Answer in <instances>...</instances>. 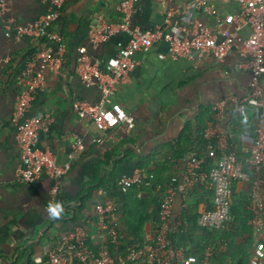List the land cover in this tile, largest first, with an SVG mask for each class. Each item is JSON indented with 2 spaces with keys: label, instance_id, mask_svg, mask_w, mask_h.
<instances>
[{
  "label": "crops",
  "instance_id": "0c3cea01",
  "mask_svg": "<svg viewBox=\"0 0 264 264\" xmlns=\"http://www.w3.org/2000/svg\"><path fill=\"white\" fill-rule=\"evenodd\" d=\"M0 1L8 7L6 15L0 17V264H34L35 257L47 256L64 235L79 227L89 231L90 242L96 247L102 240L96 207L109 201L117 203V209L109 216L110 223L123 235L122 243L112 250L118 260L124 259L126 242L133 238L122 204L125 192L116 182L124 175L133 174L140 163L163 179L180 180L192 160L207 155L203 130L213 119L210 117L216 113L214 105L219 102H225L222 127L234 139L240 158L246 160L250 156L255 134L245 133L244 127L264 119L257 107L243 101L251 91L253 79L249 70L238 68L244 59L237 49L223 61L210 55L198 60L161 58L160 53L168 50L163 42L148 51H136L133 57L138 60L137 66L111 98L135 117V126L131 129L121 122L102 130L92 116H78L73 110L75 99L98 102L102 96L100 86L84 83L77 71L78 48L87 47L90 54L104 62L120 51L128 36L117 32L98 46L91 41L93 30L120 18L119 0H66L60 19L51 28V32L64 37L65 61L60 71L44 68L45 83L37 92L30 112L50 115L52 120L41 129L39 146L52 151L59 163L70 161L72 167L61 179L55 197L52 194L55 180L50 176L33 182L19 181L17 171L22 151L16 140L14 115L23 90L42 68L41 62L31 67L33 55L52 44L29 35L19 38L16 27L47 13L52 3L50 0ZM216 2L217 16L199 14L215 32L220 17L237 13L241 8L239 0ZM182 3L184 0H136L138 9L133 24L142 28L161 24L167 11ZM197 15L194 9L176 15L170 29L184 34V27ZM250 31L244 28L241 33L247 36ZM245 115L247 124L243 122ZM78 139L82 140V146L71 157ZM159 192L158 189L132 191L130 205L137 211L147 206L149 213H153L161 201ZM213 197L210 183L197 182L187 198L181 194L175 197L173 219L189 228V221L184 220L186 211L199 215L212 205ZM235 198L239 212L244 214H240L241 221L234 228L220 232L199 226L195 229L194 238L202 240L203 247L213 244L218 248L212 264H250L257 235L249 223H244L243 208L249 199L247 182H236ZM141 199L144 206L138 201ZM57 201L65 204V213L53 221L48 218L46 208L49 202ZM154 229V222L147 220L145 237ZM173 237L170 258L174 263L180 253L189 254L197 248L191 240L181 245L175 242L178 237ZM68 264H75L73 256ZM129 264L146 262L140 259Z\"/></svg>",
  "mask_w": 264,
  "mask_h": 264
},
{
  "label": "built area",
  "instance_id": "2783aa9c",
  "mask_svg": "<svg viewBox=\"0 0 264 264\" xmlns=\"http://www.w3.org/2000/svg\"><path fill=\"white\" fill-rule=\"evenodd\" d=\"M52 8L36 20L17 25L16 36L29 35L34 38H50L57 42L37 51L31 59V67L41 62L42 68L29 80L23 90L14 115L16 140L22 151V162L17 171L21 182H33L45 175L55 180L52 189L55 197L61 185V179L71 170V162L59 163L56 155L39 146L40 132L43 126L52 119L44 113H31L37 92L45 83L44 68L49 66L60 71L65 61L66 42L60 33L51 32V28L61 15L66 0H50ZM241 8L237 13H229L218 19L219 29L213 31L201 17V13L217 16L219 13L216 0H184V3L172 6L163 23L154 27L142 28L133 24L137 12L136 0H119L120 18L91 33L95 46L107 41L117 32L126 33L128 40L122 44L120 51L102 62L90 54L85 46L78 48L77 71L84 83H97L102 92L98 102L75 99L74 112L85 117H93L99 129L106 130L121 122H126L132 129L135 117L121 103L112 101V95L118 86L128 79L130 72L137 66L138 60L133 57L136 51H148L157 43H167V52L160 53L161 58L184 57L198 60L205 56H214L223 61L233 49H237L244 59L239 69L252 73V88L243 98L244 102L257 107L264 119V0H239ZM194 9L197 16L189 20L184 27V34L170 29L173 18L185 11ZM8 11L5 2L0 1V17ZM235 29H232V27ZM249 28L250 34L241 33ZM32 70V68H31ZM238 100L237 98H234ZM111 104L110 106H108ZM225 102L214 105L215 114L204 131L207 140V155L192 160L183 177L178 182L158 184L162 194L161 222L145 240L126 245L125 256L121 261L113 253V246L122 243L123 235L117 226L110 223V214L117 209L115 201L97 204L101 242L95 247L91 244L90 233L84 227L64 235L51 249L47 256H37L34 264H68L71 256L75 264H129L144 259L146 264H212L214 249L209 246L204 256L197 254L178 255L174 263L170 258V246L173 235L183 230V222L173 219L175 197L181 194L187 198L197 182L210 183L214 189L212 205L200 211L198 224L201 228L214 232L230 230L237 224L233 213L235 203V184L245 181L249 184L250 212L249 224L257 235L250 264H264V121L244 127L245 133L254 132V142L248 159H241L230 140V135L221 125ZM99 140H102L100 138ZM82 140L73 145V152L81 148ZM212 163L209 164V161ZM153 176V175H151ZM146 182L145 169L137 167L133 174L124 175L117 181L122 191L133 185ZM184 250V249H183Z\"/></svg>",
  "mask_w": 264,
  "mask_h": 264
},
{
  "label": "trees",
  "instance_id": "16d2710c",
  "mask_svg": "<svg viewBox=\"0 0 264 264\" xmlns=\"http://www.w3.org/2000/svg\"><path fill=\"white\" fill-rule=\"evenodd\" d=\"M47 40L49 42H51V44L54 47H57V42L51 40L50 38H43L42 42L43 43H47ZM211 119L213 118V116L210 117ZM205 131V128L204 130ZM204 134V132H203ZM231 142L233 143L234 139H232L230 137ZM207 144V140L205 141ZM234 144V143H233ZM139 167L144 168L145 169V177H146V182L143 184H137V185H133L132 187L128 188L127 191H124V196L122 197L123 199V208L125 210V217L127 219V223H128V227H129V233L132 236V240H127L126 245L136 242V241H144L145 240V230H144V224L147 220H152L154 222L155 225V229L158 228V226L160 225L161 222V208H162V197H161V201L158 204L157 208L153 211V213H149L147 206H145V208L142 209V207L140 208L139 211L135 210L131 205H130V201L133 199L131 196L132 191H136V190H148V191H152V190H156L157 191V185L158 184H165L171 181L174 182H178L180 181L177 178H168V179H163L159 173L157 172H153L150 171L146 164L140 163ZM153 175V176H151ZM116 186L118 187V184L116 182ZM119 188V187H118ZM161 193V192H159ZM142 203V201H144L143 199L138 200ZM145 202V201H144ZM235 202L234 206H233V213L236 217L237 223L238 221L240 222V214L242 212H239L240 207L238 206V201L235 198ZM250 203V195H249V199L247 200V204L244 205V212L246 211V214L244 215L245 217V224L249 223V218H250V212L248 209V205ZM142 206H144L145 204H141ZM244 214V213H242ZM239 216V217H238ZM198 217L199 215H194L193 212L191 211H186L185 216H184V220L185 221H189L190 226L189 228L183 223V230L181 233L175 235V237L177 236L178 239L176 240L175 237H173V239H175V242L178 243L180 242V244H184L185 242H188L189 240H191L192 242H195L197 244V248H195L194 250L190 251L189 254H197L200 257L204 256V252L206 250V247H203L202 245V240H196L194 238V234H195V229L199 226L198 224ZM243 223V222H242ZM187 227V228H186ZM200 227V226H199ZM187 229V230H186ZM179 240V241H178ZM92 244V243H91ZM125 245V246H126ZM213 249H214V256H213V260L214 258L218 255L219 251L218 248L212 244ZM212 260V262H213ZM76 261V260H75Z\"/></svg>",
  "mask_w": 264,
  "mask_h": 264
},
{
  "label": "clouds",
  "instance_id": "9594fccd",
  "mask_svg": "<svg viewBox=\"0 0 264 264\" xmlns=\"http://www.w3.org/2000/svg\"><path fill=\"white\" fill-rule=\"evenodd\" d=\"M243 122L247 124L248 117L245 115L243 118ZM46 212L48 213V218L55 221L62 218L65 213V204L63 202H49L46 208Z\"/></svg>",
  "mask_w": 264,
  "mask_h": 264
}]
</instances>
